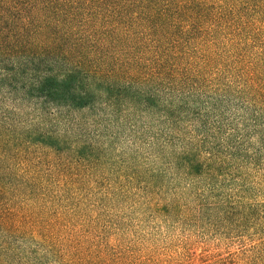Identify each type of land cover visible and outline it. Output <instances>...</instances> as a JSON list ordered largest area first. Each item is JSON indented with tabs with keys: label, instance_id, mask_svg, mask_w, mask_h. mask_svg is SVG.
Here are the masks:
<instances>
[{
	"label": "trees",
	"instance_id": "16d2710c",
	"mask_svg": "<svg viewBox=\"0 0 264 264\" xmlns=\"http://www.w3.org/2000/svg\"><path fill=\"white\" fill-rule=\"evenodd\" d=\"M229 5L230 0H0V90L40 104L58 120L60 110L153 111L165 85L170 127L184 120L182 110L192 98H203V91L210 92V113L218 117L225 111L215 108L217 96L232 97L239 109L230 121L232 136L243 124L247 143L243 134L239 144L251 150L250 139L257 138L261 153L264 47L250 44L252 33ZM195 116L199 128H206L209 115ZM213 122L214 128L225 126ZM14 123L16 114L0 115V264L21 262L19 242L34 241L35 234L54 240L61 221L38 213L50 200L48 186L56 179L61 185L79 181L59 174L61 162L45 165L37 154L51 149L59 155V137L20 131ZM86 149H79L78 164L88 157ZM240 149L233 156L256 158ZM240 209L219 211L238 217L242 226ZM260 251L254 248L241 261L263 264Z\"/></svg>",
	"mask_w": 264,
	"mask_h": 264
},
{
	"label": "rangeland",
	"instance_id": "374dc122",
	"mask_svg": "<svg viewBox=\"0 0 264 264\" xmlns=\"http://www.w3.org/2000/svg\"><path fill=\"white\" fill-rule=\"evenodd\" d=\"M229 6L252 33L250 44L263 48L264 0H230ZM160 89L153 111L60 110L58 120L40 104L0 90V115L16 114L20 131L59 137V155L51 149L37 154L45 165L61 162L59 174L79 180L48 186L49 199L57 198L42 202L38 213L60 220L58 233L52 242L42 234L19 242L20 264H244L242 256L259 246L264 262V151L256 153L257 138L250 139L251 150L239 144L247 133L241 123L232 136L238 102L217 96L215 108L225 111L218 117L210 113V92L203 91L182 110L184 120L170 127L163 106L170 91ZM202 113L209 115L207 132L195 116ZM214 120L224 122L223 129L214 128ZM238 147L256 158L233 156ZM83 148L88 157L78 164ZM191 164L200 169L189 170ZM236 207L242 226L219 211Z\"/></svg>",
	"mask_w": 264,
	"mask_h": 264
}]
</instances>
